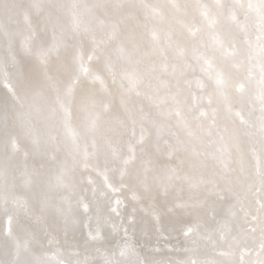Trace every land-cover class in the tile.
<instances>
[{"label":"snow or ice","instance_id":"1","mask_svg":"<svg viewBox=\"0 0 264 264\" xmlns=\"http://www.w3.org/2000/svg\"><path fill=\"white\" fill-rule=\"evenodd\" d=\"M0 264H264V0H0Z\"/></svg>","mask_w":264,"mask_h":264}]
</instances>
